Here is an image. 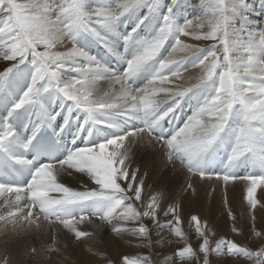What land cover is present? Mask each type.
Listing matches in <instances>:
<instances>
[{"label": "snow or ice", "instance_id": "obj_1", "mask_svg": "<svg viewBox=\"0 0 264 264\" xmlns=\"http://www.w3.org/2000/svg\"><path fill=\"white\" fill-rule=\"evenodd\" d=\"M252 15L264 16V0H0V197L9 209L0 221L36 231L42 221L62 225L77 241L93 235L78 225L98 221L143 242L147 218L158 234L167 228L184 242L172 264H210L212 253L264 264V247L253 252L227 239L212 246L196 216L202 242L194 250L177 207L162 209L156 195L143 201L139 169L130 172L126 163L136 141H147L189 175L247 181L255 209L254 194L264 186V21ZM182 37L213 43L196 47ZM65 40L71 48L53 50ZM92 41L120 66L90 54ZM178 51L190 59L177 61ZM186 67L201 70L191 87H158ZM102 79L119 89L98 96ZM161 93L170 99H156ZM185 99L191 114L170 129ZM217 162L220 173L211 171ZM239 167L248 174L238 176ZM61 175L79 187L58 181ZM160 212L172 220L160 224ZM120 264L153 262L123 256Z\"/></svg>", "mask_w": 264, "mask_h": 264}, {"label": "bare ground", "instance_id": "obj_2", "mask_svg": "<svg viewBox=\"0 0 264 264\" xmlns=\"http://www.w3.org/2000/svg\"><path fill=\"white\" fill-rule=\"evenodd\" d=\"M191 4L198 5L200 0H190ZM259 7V5H257ZM185 15V13H182ZM194 15V11L191 9L189 16ZM193 17V18H194ZM252 19L256 21H264V16L252 15ZM190 31L198 32L199 29L193 28ZM207 31V29H203ZM183 43L188 45H194L196 47H206V45L211 44L212 42L207 41H196L190 37H182ZM71 48V44L67 40L63 44H58L54 51H66ZM173 58L177 61L182 58H189V52H180L173 54ZM4 64L0 62V69H2ZM201 75V70L194 67H186V70H183L179 77L169 76V80L158 87L167 88L171 91H179L184 88L191 87L198 81L199 76ZM119 89V85H113L108 80H99L96 84V94L102 96L105 92H110L113 90ZM156 99H170L166 97L163 93L158 95ZM127 144V142H125ZM130 164L129 171L139 169L137 172V181L143 180L144 187L142 191V200L147 201L151 196L163 193V196L168 200L172 205H180L182 210L179 211V216L182 220L181 227H191L187 221V216L190 209H196V206L193 203H187L189 194L193 191H196L200 194L205 192H212L213 194L223 195L228 202V205L231 207L232 211L239 217L237 221H225L224 220H204L200 221L201 227L205 232V235L210 239L212 246L219 239L229 240V236H221L220 234H210L208 235V228L216 227L219 229H227L229 232H232L233 229H248L250 227H264V186H259L254 198L257 200V205L255 209H252L248 204L245 190H247V182L235 181L228 182L225 184L223 180L217 179H201L198 175H189L184 169L179 166H173L168 164L162 155V151L148 144L147 141L138 140L132 148L130 153V159L126 162ZM221 165L217 162L215 169H220ZM249 172L248 168L240 170L241 175H247ZM58 181L68 185L72 188H78L79 183L68 177L66 175L58 176ZM245 181V180H244ZM190 183L191 188L186 189V185ZM205 189V190H204ZM224 190V191H223ZM226 191V194H225ZM228 194L230 197H228ZM14 195V194H13ZM9 199L11 197H8ZM5 197H0V206L4 205L0 209V214L6 213L9 209L4 202ZM227 205V206H228ZM227 208V207H226ZM27 211V210H25ZM23 215V214H21ZM201 216H205L204 213ZM225 217V215H224ZM150 229V234L155 235L157 233L156 225H152L147 218H144L142 221ZM23 221L17 222L15 225L9 223L5 226L3 221H0V261H3L5 258L8 259L9 264H94L99 262L100 259L108 256H114L118 245L114 242H118L121 245H127L130 242H133L134 239L128 237L130 233H122L117 235L111 231V225L106 227H98V221H93L89 223L85 221L83 224L78 225L77 227L81 230L88 231L93 233V235L85 237L82 241H77L72 236V234L67 233L63 229L62 225L52 224L48 225L47 222L42 221V228L39 231L36 230H23L20 228V224ZM114 223H119L114 221ZM126 227H136L134 224L125 225ZM27 229V225H25ZM53 230L52 244L54 247L58 248L59 251L52 252L50 255L47 253L49 250L37 244L35 246L36 240L30 239L29 242L26 240L28 237H37L36 233L47 232ZM161 233V232H160ZM231 236H233L230 233ZM151 237V235H149ZM161 236H168V246H170L171 251H173L178 246H185L183 241H180L177 237H174L172 234L163 233ZM218 240H214L217 239ZM187 243L195 246L197 243L202 242V238L196 234L194 229V235H187ZM40 239H38L39 241ZM113 242V247L108 251L107 242ZM141 242V241H140ZM146 246V241L141 242ZM152 243V241H151ZM166 245V243H164ZM166 245V247H167ZM142 247V246H140ZM148 247H150L148 245ZM157 248V245H154ZM36 248L37 253L33 254L32 249ZM122 248H124L122 246ZM151 248V247H150ZM91 249V251H90ZM42 251H44L42 253ZM174 252L171 253L172 256ZM170 256H165L160 259L162 264H172L173 260H169ZM218 258V257H217ZM151 259V258H150ZM242 258H231L229 256H223L221 258H210V264H232V260ZM251 260L244 262L243 264H250ZM153 264H156L155 261H152ZM3 264V262H0ZM175 264H180L179 261H176ZM188 264V262H185ZM239 264V263H238ZM254 264V262H252Z\"/></svg>", "mask_w": 264, "mask_h": 264}, {"label": "rangeland", "instance_id": "obj_3", "mask_svg": "<svg viewBox=\"0 0 264 264\" xmlns=\"http://www.w3.org/2000/svg\"><path fill=\"white\" fill-rule=\"evenodd\" d=\"M188 2L191 3L190 0H188ZM190 13H191V9L188 10L186 15H188L189 18H193L194 15L189 16ZM209 42H212V41H209ZM206 46H208V45H206ZM212 179H216V178H212ZM236 181L237 182L238 181L247 182V181H244L243 179L242 180H236ZM232 182H235V181H232ZM189 184L190 183H188L186 185V189L188 188ZM246 187H248V185H246ZM244 193L247 196V190H245ZM225 194H226V191H225ZM156 196L159 197V202H160V206L162 209L166 210L167 207L174 206L168 202V200L163 196V193H159ZM228 197H230L229 194H228ZM187 203H193V205L196 206V209H190L189 208L187 221L189 222L191 227L183 228V227H181V224H180V227L185 232L186 236L187 235H194L195 223L191 219L193 216L198 217L199 221H204L207 219L208 220H224L225 219V221H229V220L237 221V220H239V217L232 211L231 207L228 205V202L223 195L213 194L212 192H205L204 194H200L196 191H193L189 194V198L187 200ZM176 207H177V214L179 216V211H181L182 208L180 205H176ZM202 213H204L205 216H201ZM229 213H231V217L229 216ZM224 215H225V217H224ZM179 218H180V216H179ZM158 219H159L160 224H165L167 221H171L172 217L171 216L166 217L163 215V212H160ZM180 220H181V218H180ZM148 221L152 225H156L152 221H150V220H148ZM181 223H182V220H181ZM156 227H157V225H156ZM208 230H210V232L208 231V235L220 234L222 237L223 236H229V238H230L229 240L234 241L239 246H242V247H244L250 251H253V252L258 251L261 247H264V227H250L248 229H245V228L244 229H238L237 231H232V232H229L227 229H219L216 227H210V228H208ZM52 231L53 230L51 229L50 231L42 232L41 235H40V233H36L37 237H28V238H26V240L29 242L30 239H34V240L37 239L34 247H37V244H39L41 246H45L44 248L49 250L51 247H53L52 237L54 235H53ZM255 232H260L261 236L257 237L255 235ZM163 233L172 234L167 228H164L163 231H161V233L159 232L158 235L157 234H155V235L149 234V235H151V237L149 236V239L145 240L146 246H144L135 236H133L132 234H129L128 237L134 239L133 242H130L127 245H121L118 242H114L118 245V249L116 250L114 256L104 257V258L100 259L99 262H96L94 264H109V262H111V264H120V261H121L123 256L135 258L138 256H145V255L149 256L152 261L156 262V264H162L159 262L161 258H163L165 256L168 257L176 249L183 247V246H178L173 251H171L170 246L167 245L170 240H168V236H166V237L161 236ZM230 233L233 236H231ZM172 235L174 236V234H172ZM38 239H40V240L38 241ZM218 239H219V237L217 239H214V240H218ZM151 241H152V243H151ZM164 243H166L167 247ZM107 244H108V251H109L113 247V242L109 241V242H107ZM148 245L151 248L148 247ZM154 245H157V248H155ZM198 245H199V243H197L195 246H192L193 249L198 251ZM122 246L124 248H122ZM140 246H142V247H140ZM43 252L44 251H42V253ZM47 253L50 255L52 252L48 251ZM217 257L221 258L223 256H219L215 253H212L210 255V258L218 259ZM231 258H242V259H244L243 261L239 260V259L232 260V262H231L232 264H238V263L243 264L244 262L247 261L246 258L239 257V256H233ZM168 259L173 260V254ZM0 262H3V261H0ZM252 262H254V260H251L250 264H252Z\"/></svg>", "mask_w": 264, "mask_h": 264}]
</instances>
